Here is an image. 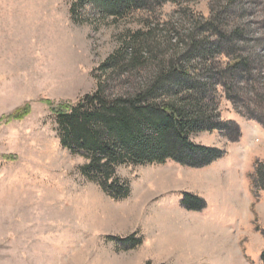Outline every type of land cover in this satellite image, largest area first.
Returning <instances> with one entry per match:
<instances>
[{"label":"rangeland","instance_id":"obj_1","mask_svg":"<svg viewBox=\"0 0 264 264\" xmlns=\"http://www.w3.org/2000/svg\"><path fill=\"white\" fill-rule=\"evenodd\" d=\"M143 1L111 15L91 0H0V264H262L264 0H231L226 23L243 40L230 56L251 54L252 77H233L230 97L214 77L205 101L220 129L191 135L221 157L121 166L129 193L114 199L59 142L52 108L99 80L111 96L138 89L156 57L180 51L191 16L229 0ZM134 32L149 38V67L97 71ZM228 59L218 52L208 62L223 69ZM24 105V117H7Z\"/></svg>","mask_w":264,"mask_h":264},{"label":"trees","instance_id":"obj_2","mask_svg":"<svg viewBox=\"0 0 264 264\" xmlns=\"http://www.w3.org/2000/svg\"><path fill=\"white\" fill-rule=\"evenodd\" d=\"M91 1L111 15L144 4L143 0ZM227 3L218 10L210 9L207 17L191 16V29L180 51L171 52L167 60L166 56L156 57L149 80L138 89L111 96L106 93L104 81L99 80L92 93L51 109L62 147L84 158L79 168L81 174L110 197L121 199L129 193L128 182L117 175L121 166L172 159L199 167L222 156L223 152L216 148L193 143L191 135L220 129L211 122V100L205 101L214 85L213 78L218 79L230 97L232 78H247L254 70L250 66L251 54L231 58L235 53L233 43L243 40V31L238 26L228 27L225 15L230 13L233 1ZM140 33L131 34L122 48L110 53L96 70L123 73L149 67V38ZM218 52L230 58L223 69L208 62ZM191 58L200 63L191 64ZM28 112L29 106L24 105L7 117L20 119ZM263 179L264 173L258 182ZM139 242L137 239L135 243ZM261 260L264 264V250Z\"/></svg>","mask_w":264,"mask_h":264}]
</instances>
